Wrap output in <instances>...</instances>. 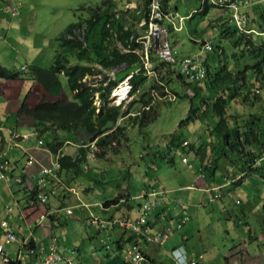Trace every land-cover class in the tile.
I'll return each mask as SVG.
<instances>
[{"label": "trees", "instance_id": "1", "mask_svg": "<svg viewBox=\"0 0 264 264\" xmlns=\"http://www.w3.org/2000/svg\"><path fill=\"white\" fill-rule=\"evenodd\" d=\"M160 1L164 11L171 9L172 0ZM249 1L250 4L242 11L248 15L246 28L253 31H239L231 20L229 10V19L216 28V41H210L213 49L203 53L206 69L203 79H188L177 64L160 59L150 50L152 67L150 70L142 67L129 79L131 88L128 97L133 99L129 100L125 109H122L124 102L120 105L108 104L110 92L118 83L105 69L121 65L129 67L141 61L137 51L143 49V44L139 38L145 34L147 24L142 25L141 32L135 29V25L138 26L139 21L147 17L149 0H141L136 8L126 11L118 9L115 0H97L92 6L82 5L84 12L80 10L75 21L57 36L55 58L49 67L29 65L27 71L26 67L13 71L0 65V85L3 80L24 78L35 80L44 88L50 99L42 96L32 108L24 99L19 105L18 115L31 117L32 128L38 136L53 135L45 146L54 157H58L59 175L63 171H73L77 177L88 168L83 163L90 153L99 159L109 151H116V145L126 137L128 124L142 131L151 123L158 114L154 108L155 97L167 94L165 89L169 80L180 79L193 90L187 114L180 123L204 120L207 137L197 142L172 134L164 154L180 147L184 154H194L198 159L197 171L210 182L220 185L222 177L241 173L242 178L236 180L239 183L245 176L260 169L254 164L255 161L261 163L264 156V106L262 109L259 107L260 110L254 109L264 101V34L261 33L264 32V1L257 3L253 9L258 15L253 27L249 26L248 8L253 3ZM211 6L219 8L204 2L200 11L193 13L202 19ZM1 11H5L4 3L0 6ZM126 15L132 21L129 22ZM189 15L193 18V14ZM122 48L128 51L124 52ZM243 59L246 61L243 62ZM149 74L153 76L149 78ZM60 76L65 77L70 92L69 96L65 93V98L61 97ZM88 77H92L93 82L88 83ZM174 92L181 97L178 91ZM95 94L99 97V106L93 103ZM235 103L241 104L244 110L229 111ZM135 106H138L137 110L132 114ZM123 116H127L126 122L119 123L118 119ZM1 138L4 141V137ZM69 142L79 144L75 156L60 152ZM91 145L95 151L90 148ZM172 160V155H169L167 162ZM28 195L33 197L35 191L28 190ZM126 197L128 195L118 194L104 201L103 205L109 207ZM8 206L14 212L15 203ZM17 240L16 235L13 242ZM114 244L115 249L120 250L122 239L118 238ZM10 257L16 259L13 255Z\"/></svg>", "mask_w": 264, "mask_h": 264}, {"label": "rangeland", "instance_id": "2", "mask_svg": "<svg viewBox=\"0 0 264 264\" xmlns=\"http://www.w3.org/2000/svg\"><path fill=\"white\" fill-rule=\"evenodd\" d=\"M115 1L118 3V9L124 11L133 9L138 3V0ZM96 2L97 0H16L19 11L21 10L17 18H20L21 15L23 16L28 12L30 15L28 31L33 35L28 36L25 35V32L16 30L20 37V39H17L12 35L15 29L10 28L8 33L10 38L7 40L6 44L7 48L6 50H2L5 56L1 57L2 59H9V61H5L7 63L1 64H5V67L13 71H21L19 68L20 64L29 58V56H43L41 58V63L45 64L48 56L54 55L52 45H56L54 42L57 40V36L69 23L75 21L77 13L80 10L84 12L82 5L86 4L92 6L93 3ZM170 6L171 9L169 11L172 13L178 12L180 16L185 17L182 22V29L178 32H172L173 30L170 29L168 36L169 41L176 44V50L179 55L198 50L197 44H195L192 39V37L196 35L202 36L206 41L215 42L216 34L218 33L216 30L219 26L218 24L230 17L229 10L211 6L207 14L202 19H199L200 17L194 15L193 12L200 11V0H172ZM29 9L33 10L27 11ZM1 14L5 15L6 13L1 12ZM188 14H193V18H189L190 15L187 17ZM34 16L35 20L33 22L35 23H33V30L32 19ZM249 16V26L253 27L252 24L255 21V17H258V15L251 10ZM126 17L129 22L132 21L129 15H126ZM135 29L140 32L142 31V27L137 25H135ZM5 34L7 35V32ZM23 38H25L24 41ZM28 47H31V49L29 50ZM244 61H246V59H243V62ZM50 64L51 63H46L44 67H49ZM108 73L113 79L114 72L112 73L109 71ZM148 76L151 78L153 74H149ZM63 78L64 77H62V79L60 78L62 88L69 96L70 92L67 82L66 79ZM86 79L88 83L93 82L92 77ZM166 84H168L165 89L167 94L164 96L158 94L155 97L154 108L158 114H156V118L151 123L147 124L142 131H139L137 126L128 124L125 130L126 137L122 139L120 144L116 145L115 152L109 151L103 158L99 159L94 157L93 153H90L87 161L83 163V165L87 164L88 168H85L77 177L76 173L70 171L69 174L65 175V180L69 184L76 178L75 183L77 185H82V188L86 187L88 189V193L84 195V198L81 197V202L78 201L80 206H82V201L86 200H88L87 202H94L95 200H103L104 202L107 199H112L119 194V191L122 192L125 189H128L129 192L135 196L142 187V183L149 182V179L153 183L161 185L162 189L171 190V195L175 196L176 200L181 203L186 202L185 204L193 205L200 203L197 208L201 209V213L198 211V214L193 215L192 211L189 210L192 216L191 220L195 225L194 229H192V236L196 244V252L203 254L201 264H224V262H222L223 254L227 252L229 248H233L239 244L243 245L244 240L247 243V236L249 234V232L247 233L246 231L247 229L251 232H255L256 235L260 234L257 230L256 218H258L262 212L260 208H252L254 205L251 206L247 204L248 199L245 197L243 191L251 188L252 181L250 180H245L244 186L236 187L230 195H223L220 198L216 197L212 200H207L204 194H200V192L187 190L185 188L186 185L193 183L197 172L195 173V169H190L187 163L182 161V158L186 157L189 162L195 164V168H197L196 163H198V159L193 153L184 154L180 147H177L172 153L168 151L167 154H164L166 153L164 152L166 150L165 145L170 141L172 134H174V136L178 135V137L183 139H188L189 141L194 139L203 140L207 137V132H205L206 125L204 120H195L193 122L181 124V120L184 119L187 114L190 102L189 97L193 96V90L190 86L186 83H182L181 80L177 78L169 80ZM30 86H32V83L29 85L28 81L23 85L15 84L8 94H12L13 91L17 96L20 94L19 98L21 102L26 98ZM174 90L178 91L181 97H179ZM111 97L110 92L108 97L109 105H113V99ZM131 98L132 97L124 103L122 109H125L126 104L129 103ZM98 101L99 97L96 94L94 102L98 104ZM13 105H15V102H13ZM263 106L264 101H261L254 109L260 110ZM137 107L138 106H135L131 110L132 114L135 113ZM233 110L243 111L244 107L239 103H235L233 108L229 111ZM16 115L17 114L14 113L7 121L0 120V122L6 126L14 124ZM126 117L127 116H123V118H119L118 122H126ZM26 129L27 128H25V130ZM59 134H62V132H59ZM52 136L51 134H44L42 138L46 142L51 140ZM36 138V136H32L29 139H25L23 144L27 146L31 145ZM90 148L95 151L93 145H91ZM169 155L173 157L172 162H167ZM32 156L35 159V156ZM245 177L248 178L247 176ZM253 187L255 186L253 185ZM82 193L83 191H80L78 196ZM1 197L2 201L0 203V208L5 205H12L13 199L19 198V195L11 197L9 192H3ZM74 197L76 198V196ZM235 199H239L238 202H235ZM137 201L138 200L133 197L130 199L131 203H129L131 206L129 209L128 207L126 208V201H122V203H119L117 206H114V208L105 212H101L97 206H93V215L94 213L97 215L102 213V216L114 215L120 217L122 216L120 214L127 212V210L134 214ZM240 201L241 204H238ZM101 203L102 202H100V204ZM90 205L92 206V203H90ZM1 212L3 213V210ZM75 223V227L77 228L75 229L74 227L72 230L68 228L69 234L73 239H81L83 238V232L88 231V227L85 226L86 224L83 221L80 223L75 220ZM118 233H120L118 229L107 231L113 248L115 247L114 240ZM99 237H103V235ZM99 237L94 236L91 240L87 239V243L94 246L96 242H98L100 245L98 241Z\"/></svg>", "mask_w": 264, "mask_h": 264}, {"label": "crops", "instance_id": "3", "mask_svg": "<svg viewBox=\"0 0 264 264\" xmlns=\"http://www.w3.org/2000/svg\"><path fill=\"white\" fill-rule=\"evenodd\" d=\"M264 0H252V6L248 8V10H253L254 7L257 5V3H262ZM2 1L0 0V6ZM141 2V0H138L137 5ZM136 8V7H134ZM133 8V9H134ZM33 9H29L27 11H32ZM21 13V10H20ZM32 13V12H31ZM178 13V12H177ZM189 15V14H188ZM187 15V17H188ZM30 15L25 13V15H21L20 18H17L18 16H9L7 14L0 16V64L1 63H7L9 59L1 58L5 56L2 52V50H6L7 48V40L10 38L8 35L9 29L14 28L12 35L14 38L20 39L18 36V33L16 30H20L22 32H25V35L32 36L33 34H30V31H28V24L30 20ZM35 20V16L32 19V29H33V22ZM8 28V29H7ZM172 29V28H171ZM34 30V29H33ZM172 32H178L172 29ZM28 31V32H27ZM7 32V35L5 34ZM26 38V37H25ZM23 38V41L25 40ZM193 42L197 44L198 50L192 51L190 53L181 54L179 56H184L187 54L195 53L200 50L202 47V44L206 42V39L202 36L196 35L192 37ZM202 39V40H201ZM56 45H52V50L54 55L48 56L47 62L45 64L41 63V57H35V56H29L26 60H24L19 68L21 69L22 66L26 65V71L28 69L29 65H39L43 66L46 65V63L53 62L55 58V49L57 47V41H55ZM175 49L176 44L171 43ZM30 50L31 47H28ZM177 51V50H176ZM8 57V56H6ZM7 61V62H5ZM50 64V65H51ZM5 65V64H1ZM96 66V64H94ZM99 67V66H97ZM107 74L110 70H106ZM64 76H60L62 79ZM101 77V76H99ZM65 79V77L63 78ZM28 81V84L30 85L32 83V86L28 89V94L26 96V104L28 107L32 108L34 107L38 100L42 96H46L47 99H50L49 96H47L44 88L35 80L32 79H12V80H3L1 81L0 85V120L7 121L8 118H10L14 113L17 115L15 116V122L14 124H10L9 126H6L0 122V135L6 138L10 132H13L17 135H19L18 140L21 143V148L13 147L10 150L7 151V156L10 159L12 169L11 174L13 176H16L20 172V168L22 167L24 160H25V154L24 151L27 150V152L35 156V162L33 165H31L27 172H32L34 175H37V172L41 165H49L50 162L53 160L54 155L46 148L45 144L46 142L43 140V135L38 136L33 128H32V119L30 116L27 115H18V108L21 104L20 102V94L17 96L14 94L13 91L12 94H8L11 92V88L15 86V84H24ZM96 96V94H95ZM62 98H65V92L62 93ZM13 102H15V105H13ZM20 119V120H18ZM25 128H27L25 130ZM23 129V130H21ZM206 132V131H205ZM32 136H36V140L31 145H25L23 144L25 139H29ZM42 139L43 146L37 145V140ZM185 139V138H184ZM199 141V139L195 140ZM68 144V145H67ZM79 144L76 143H66L61 149V153L68 154L75 156L77 154ZM183 159H186V162L183 161ZM182 161L184 163L191 164L192 167H189L190 169H195V179L193 180V183L190 185H186L185 188L187 190H193L200 192V194H204V197L208 200L215 194L219 193V198L223 195H230L231 192L239 186H244L245 180L252 181V186L249 190H245L244 195L248 199L247 204L253 206L252 208H260L262 214L258 218H256V226L257 230L259 231V235H256L255 232L249 231L247 229V233L249 232L247 236V243L244 240V244L234 246L233 248H229L227 252L223 254V260L224 264H264V211H263V204H264V156L262 158V162L257 165L260 167L256 173L250 174L248 178H243L239 183H236V180L238 178H242V174L238 173L236 176H230L227 175L226 177H222V184L218 185L215 182H210L209 178L203 177L201 173L197 171L198 166L196 163L197 168H195V164L192 162H189V160L186 157L182 158ZM69 172L63 171L61 172V177L63 182L68 185V182L65 180V175L69 174ZM226 175V174H225ZM199 176V177H197ZM76 178L73 182L69 183L71 185L75 184ZM93 183V182H91ZM198 183V184H197ZM144 184V185H143ZM147 185H155L158 187H161V185H158L157 183H153L152 181L144 182L142 183L143 186ZM253 185L255 187H253ZM82 186V185H81ZM83 187V186H82ZM141 187V188H142ZM140 188V189H141ZM83 193L79 194L77 198H75L73 195H70L63 189H59L56 196L50 197L46 205H39L38 209L33 208L26 204L27 196H28V190L29 188L25 186L24 184H18L14 181H11L9 184H5L2 181H0V203L2 201L1 194L3 192H9L10 196L13 197L14 195H19V198L13 199V203H15L14 212L12 210L10 216L7 217L9 225L12 227V229L15 231L18 240L5 246V250L8 251L10 255H13L14 258H18L21 260V264H40L44 255L47 253L51 239L53 237L56 238V241L61 249H63L65 246L71 247L75 249V253L72 256V262L71 264H124V248L127 246L128 243H131L133 241V237L130 240V235L127 232L120 231V233L116 236V241L118 238L122 239V245L120 250H116L115 247L111 246V250H105L101 243L100 238H106L108 236L107 231L110 230H98L96 227H92L85 223V218L88 215H93L92 207L97 206L98 209L101 212L109 211L110 209L114 208V206H117L119 203H122V201H126V208H130V199L135 198L136 195H132L128 189H125L122 192H118L121 195H128L126 198H121L119 201L109 207H105L103 205V200H95L92 203V206L89 202L82 201V206L79 205V202H81L82 198H84V195L88 193V189L84 187ZM222 191H221V190ZM166 194L168 197V203L167 206H169V209H163L158 208L155 209L151 214L150 217L152 218V225L154 227H157V225L160 222H163L165 220L162 219L163 215L167 217V219L172 222L175 220L178 216L182 215L183 213L188 214L190 217L188 221L183 224V226L180 229H172L170 232V235L168 239L165 242L164 248L158 249L154 244H148L145 246V252L148 257V259L155 263V264H173L172 260L169 255V250L172 249L175 246L178 245H184L186 250L197 256V255H203L200 252H196V244L194 242L193 236H192V229H194L195 225L194 222L191 220V213L189 210L192 211V214H198L202 212L201 209H198L197 207L200 205V203L196 204H185L181 203L176 200V197L171 195L172 191L169 189H165ZM170 192V195H169ZM251 192V193H250ZM113 195V194H112ZM82 197V198H81ZM115 197V196H114ZM128 200V201H127ZM137 200V199H136ZM239 199H235V202ZM72 201V202H70ZM79 201V202H78ZM100 202H102L100 204ZM130 202V203H129ZM241 204V201L240 203ZM175 205H177L175 207ZM8 205H5L4 207L0 208V217H4V209ZM139 206V202L136 203V208L134 214L131 213L129 210L127 212H124L120 215H131L135 217L137 215V208ZM261 206V207H260ZM70 207L73 210V213L71 215H67L65 213V208ZM192 207V208H191ZM191 208V209H190ZM3 210V213L1 212ZM45 211L47 212V220L48 222H52L49 228L41 229V227H38L36 224V218L38 216L39 211ZM132 211V210H131ZM204 211V210H203ZM54 212V213H53ZM133 212V211H132ZM53 213V214H52ZM163 213V215H161ZM172 213V214H170ZM95 216L108 218L112 217L114 215H108V216H102L101 214H95ZM75 220L78 222H84L86 227H88V231L83 232V238H76L73 239L71 235L69 234L68 228L71 230L75 227ZM240 221V220H239ZM77 227H75L76 229ZM61 230V231H59ZM115 230V229H114ZM103 231V232H102ZM227 232V231H226ZM200 233V232H199ZM103 235V237H99ZM130 235V236H129ZM94 236H98V242H96V245L91 246V244L87 243V239L91 240L94 238ZM114 240V241H115ZM103 250V251H101ZM65 256H69V254H64ZM203 259V258H202ZM202 262V261H201ZM66 264V263H63ZM201 264V263H200Z\"/></svg>", "mask_w": 264, "mask_h": 264}, {"label": "built area", "instance_id": "4", "mask_svg": "<svg viewBox=\"0 0 264 264\" xmlns=\"http://www.w3.org/2000/svg\"><path fill=\"white\" fill-rule=\"evenodd\" d=\"M1 3L5 5V12L9 16L13 17L19 14V6L16 0H1ZM201 8L202 3L208 2L217 5L219 8H226L230 10L231 20L236 25V28L241 32H250L251 29H247V17L242 9L250 4L249 0H200ZM0 12V14H1ZM184 16H180L177 12L164 11L160 0H149L147 17L141 19L138 23L139 27L147 24L145 34L140 37L139 41L143 44V49L138 50L140 55L141 67L148 70L152 67V62L149 58V51L153 50L154 53L162 60L175 63L178 65L180 72L184 74L188 79L201 80L205 77V57L204 52H209L213 49L211 42L206 41L202 44V47L198 52L179 56L175 47L168 39L169 30L172 28L175 31L182 29V22ZM264 34V32H261ZM118 46L121 45L118 43ZM127 52V49H123ZM23 69L26 66H22ZM122 65L118 68H112L110 72L114 74L121 69ZM151 72V71H149ZM131 76L126 77L120 83L117 84L111 90V98L113 105H120L125 103L130 97H128L129 90L131 88L129 79ZM114 79V78H113ZM125 86L126 90L122 97L119 92L121 88ZM96 98V96H95ZM94 98V100H95ZM96 106L98 104L93 102ZM98 111V109H97ZM19 135L10 132L4 141L0 136V180L6 184L14 181L18 184H24L29 190L35 191L33 197H29L26 200V204L37 208L39 205H46L50 197L56 196L59 189L65 190L70 195L78 197V193L84 189L79 185H66L62 177L59 175V163L58 157L55 155L49 165H41L37 175L32 172H27V169L34 164V157L24 151L25 160L20 168L19 174L13 176L11 174L12 165L9 158L5 155L7 151L13 147L21 148V143L18 140ZM37 145L43 146L42 139L37 140ZM7 156V155H6ZM186 162V159H183ZM256 164H260L259 161H255ZM192 167L191 164H188ZM219 197V193H215L210 200ZM136 199L139 201L137 208V215L135 217L131 215H122L120 217L112 216L103 218L95 215H88L85 219L88 225L96 227L98 230H112L118 229L132 235L133 241L128 243L124 249V259L126 264H155L151 262L145 252V246L148 244H154L158 249L164 248L165 242L168 239L172 229H180L186 221L189 220V216L186 213L178 216L175 220L170 222L167 217L163 215L162 219L157 227L152 225V218L150 214L158 208L169 209L167 206L168 197L166 190L155 185L143 186L139 193L136 195ZM238 202V201H237ZM177 205H175L176 207ZM12 208L6 206L4 209V217H0V264H17V261H21L18 258L13 259L10 257L8 251L5 250V244H9L16 239V233L9 225L7 217L10 216ZM54 213V212H53ZM52 213V214H53ZM65 213L71 215L73 213L72 208H65ZM52 222L47 220V212L39 211L36 218V224L41 229L49 228ZM100 243L105 250L110 249L111 243L107 236L106 238H100ZM69 254L65 256L64 254ZM75 253V249L65 246L63 249L58 245L56 238L51 239V243L47 253L44 255L40 264H71L72 256ZM169 255L173 264H200L202 255H193L189 253L184 245H178L169 250Z\"/></svg>", "mask_w": 264, "mask_h": 264}, {"label": "water", "instance_id": "5", "mask_svg": "<svg viewBox=\"0 0 264 264\" xmlns=\"http://www.w3.org/2000/svg\"><path fill=\"white\" fill-rule=\"evenodd\" d=\"M141 64L135 63L132 66L126 67L125 65H122L121 69H119L114 74V81L117 83H120L122 80H124L128 76H132L134 73L138 72L141 69ZM131 78V77H130Z\"/></svg>", "mask_w": 264, "mask_h": 264}, {"label": "bare ground", "instance_id": "6", "mask_svg": "<svg viewBox=\"0 0 264 264\" xmlns=\"http://www.w3.org/2000/svg\"><path fill=\"white\" fill-rule=\"evenodd\" d=\"M125 90H126V87H125V86H123V87L121 88V91L119 92V94H120V97H122V96L124 95V93H125Z\"/></svg>", "mask_w": 264, "mask_h": 264}]
</instances>
